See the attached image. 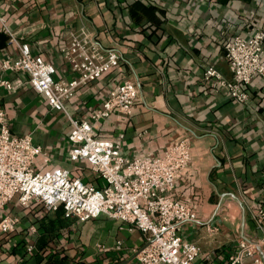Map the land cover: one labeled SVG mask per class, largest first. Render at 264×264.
<instances>
[{"label": "crops", "instance_id": "crops-1", "mask_svg": "<svg viewBox=\"0 0 264 264\" xmlns=\"http://www.w3.org/2000/svg\"><path fill=\"white\" fill-rule=\"evenodd\" d=\"M0 16L32 55L56 68V79L75 77L62 50L69 33H87L118 53L120 65L78 88L67 111L92 123L111 88L123 79L137 82L130 116L113 114L93 125L126 158H160L177 140L190 142L189 167L168 196L196 211L199 223L179 231L201 250L194 264H228L240 240H264V223L256 221L264 210V80L253 79L241 105L203 79L208 67L231 78L224 44L264 29V0H0ZM17 56L0 26V77L3 60ZM4 77L26 79L12 72ZM0 102L11 135L31 136L41 146L35 171L63 168L96 188L105 185L87 162L69 160L71 125L44 96L20 85L14 92L2 88ZM2 216L18 223L0 234V264H136L133 250L144 243L138 230L117 220L78 222L34 201L24 206L14 199ZM118 241L121 248L114 249ZM261 250L264 257V245Z\"/></svg>", "mask_w": 264, "mask_h": 264}, {"label": "built area", "instance_id": "built-area-1", "mask_svg": "<svg viewBox=\"0 0 264 264\" xmlns=\"http://www.w3.org/2000/svg\"><path fill=\"white\" fill-rule=\"evenodd\" d=\"M0 26L8 43L18 50L16 58L5 59L1 64L0 90L14 92L21 85L44 96L49 107L64 114L71 125L69 160L87 162L105 183L96 188L63 168L35 171L33 165L42 154L41 146L34 144L31 136L11 135L0 102V234L13 232L18 223L17 218L2 216L12 200L17 199L24 206L34 201L49 212L62 209L66 217L74 216L78 222L106 216L125 224L129 231L138 230L144 243L133 250L136 264H194L201 250L183 240L179 231L184 225L199 223L196 211L192 205L168 196L189 167L190 142L177 140L160 158L142 155L128 159L118 150L114 139L97 134L94 124L113 114H132L139 98V84L130 79H123L110 89L102 106L91 115L92 123L67 111L78 88L96 82L120 65L118 53L102 49L87 33H69L62 50L64 61L75 77L56 79V68L32 55L28 44L18 40L1 16ZM223 50L231 78L226 79L215 68L208 67L203 79L215 89H222L233 102L245 105L250 99L253 79L264 80V29L248 38H232ZM10 72L22 73L26 79L12 83L4 77ZM256 221L264 223V210L257 213ZM121 245L122 242H116L114 249H120ZM262 245L264 240H240L227 263L264 264ZM30 251L28 247L27 252ZM22 263L20 260L17 264Z\"/></svg>", "mask_w": 264, "mask_h": 264}]
</instances>
